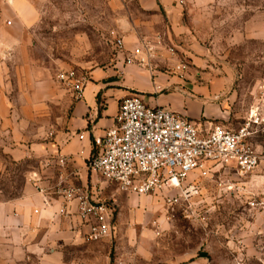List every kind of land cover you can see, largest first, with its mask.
Masks as SVG:
<instances>
[{
  "label": "rangeland",
  "instance_id": "obj_1",
  "mask_svg": "<svg viewBox=\"0 0 264 264\" xmlns=\"http://www.w3.org/2000/svg\"><path fill=\"white\" fill-rule=\"evenodd\" d=\"M31 1L37 20L20 28L12 0H0V196L5 199L23 196L31 174L52 166L50 155L41 153L64 128L74 90L61 74L74 70L80 77L85 65L104 64L117 54L116 39L123 37L118 22L127 15L124 3L115 8L108 0ZM219 1L224 9L216 17L239 24L208 26L209 35L195 31L192 38L200 42L198 54L207 58L205 67L214 77L232 79L233 124H215L236 129L264 83V39L233 40V30L252 20L248 31H264V0ZM182 55L177 58L187 62ZM256 131L252 141L259 145L264 125ZM10 149L23 155L16 158ZM87 169L94 178L89 175L86 186L99 199L117 202L113 235L92 240L78 229L69 244L53 252L41 244L44 231H39L26 236L15 264H264V162L248 173L234 165L196 171L179 187L148 194L122 191L91 171L88 160Z\"/></svg>",
  "mask_w": 264,
  "mask_h": 264
},
{
  "label": "crops",
  "instance_id": "obj_2",
  "mask_svg": "<svg viewBox=\"0 0 264 264\" xmlns=\"http://www.w3.org/2000/svg\"><path fill=\"white\" fill-rule=\"evenodd\" d=\"M108 1L115 8L123 3L125 5L127 15L119 20L118 30L123 35L126 48L132 49L142 39L154 43L160 40L159 54L150 67L126 64L121 52L115 53L104 64L83 67L81 75L85 76V82L82 95L78 96L75 90L69 94L65 126L56 133L55 141L41 153L50 155L52 166L47 170L37 168L34 171L41 175L45 184L57 181L55 161L59 156L68 158L65 168L69 179L75 184L86 185L89 175L94 178V174L87 169V160L94 151V138L103 136L107 129L116 124L120 102L130 95L141 96L151 106H163L183 114L199 128L208 127L211 122L227 127L233 124L230 107L232 79L220 75L214 77L213 69L205 67L207 58L198 54L200 42L192 38L195 31L209 35L205 29L208 26L239 24L236 18L216 17L217 10L224 9H220L222 2ZM130 1H135L136 6L132 7ZM11 4L20 28L35 24L39 12L31 0H12ZM252 22L246 20L240 28L233 30V40L246 42L264 39L261 27L248 31ZM215 29L213 32H218ZM231 38L230 33L228 40ZM178 50L180 53L177 56L183 54L189 63L177 58ZM9 152L16 158L23 155L21 149H10ZM30 185L20 198L5 199L0 196V264L16 263L22 255V242L26 236L44 231L41 244L50 245L52 251L57 252L59 245L69 244L80 232L78 229H83L74 212L68 217L61 213L62 198L53 196L49 205H45L42 195L32 183ZM53 257L46 255V259Z\"/></svg>",
  "mask_w": 264,
  "mask_h": 264
},
{
  "label": "built area",
  "instance_id": "obj_3",
  "mask_svg": "<svg viewBox=\"0 0 264 264\" xmlns=\"http://www.w3.org/2000/svg\"><path fill=\"white\" fill-rule=\"evenodd\" d=\"M160 42L142 39L127 49L124 38L119 36L115 47L124 54L126 64L150 67L159 54ZM61 78L70 80L77 95H82L84 75L76 77V72L69 70ZM259 90L243 123L236 129L215 123L199 128L183 114L151 106L139 95L127 96L120 102L116 124L103 136L94 138L88 167L122 191L137 194L179 187L190 173L204 174L225 165H234L239 173L252 172L264 162V142L255 145L252 141L256 128L264 125V83ZM67 160L65 156L56 158L57 181L53 184L43 183L38 172L31 174V182L44 204L49 205L53 196H58L62 198L61 213L68 217L74 212L88 239L112 236L116 200H101L91 187L72 182L65 168Z\"/></svg>",
  "mask_w": 264,
  "mask_h": 264
}]
</instances>
